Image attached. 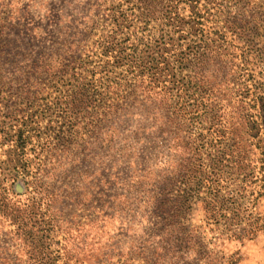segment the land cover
Here are the masks:
<instances>
[{
    "label": "rangeland",
    "instance_id": "obj_1",
    "mask_svg": "<svg viewBox=\"0 0 264 264\" xmlns=\"http://www.w3.org/2000/svg\"><path fill=\"white\" fill-rule=\"evenodd\" d=\"M182 2L178 13L188 20L196 7L202 25L179 41L197 49L183 70L175 65L176 82L192 86L184 100L194 120L184 129L190 168L174 179L158 166L175 158L179 139L170 149L157 135L124 141L142 121L156 122L144 103L125 100L118 122L106 109L132 89L103 54L112 16L136 1L0 0V28L11 26L0 53V195L21 207L41 203L50 230L44 264H206L199 256L264 264V0ZM144 26L136 21L130 34L142 38ZM112 124L119 135L108 145ZM120 146L135 159L116 157ZM184 225L191 240L171 232ZM15 229L0 214V264L30 263ZM184 239L201 254L184 260Z\"/></svg>",
    "mask_w": 264,
    "mask_h": 264
},
{
    "label": "trees",
    "instance_id": "obj_2",
    "mask_svg": "<svg viewBox=\"0 0 264 264\" xmlns=\"http://www.w3.org/2000/svg\"><path fill=\"white\" fill-rule=\"evenodd\" d=\"M137 8H131L130 13L121 11L119 16H112V21L115 25V30L109 41L104 47V56L112 59L110 66L115 69H122L123 76L129 77L132 83L129 85L131 89L127 96L122 97V104H110L106 106L109 111V115L115 121L121 120L122 108L125 105V100H128L131 106H138L140 103H144L146 114L149 118H153L157 125L156 128H148L143 121L137 125L134 132L127 137H124V141L133 140L139 141L144 135L148 134L155 138H164L165 142L168 143L167 148H171V142L175 139H179V142L183 144L182 147L178 148L174 155L177 160L171 157L164 161L163 164L158 166L160 170L167 173L170 170L174 179H179L184 175L189 164L184 165V151L188 153V156L192 153L189 149L192 147L191 137H184V129L187 123H193L194 118L192 113L187 112L186 102L184 100V94L190 93L189 89L191 84L188 85L184 83V80L176 82V63L179 64L182 69V61L184 57L189 55L190 52L195 51V47L189 46L184 51V46L179 43V41L184 40V31L188 34L197 35L201 26V11L198 8H193L195 11L194 16H190L188 20H185L181 14H179V6L183 4L184 0H135ZM130 3V0H126ZM188 3L198 4V0H188ZM136 10V11H135ZM139 12V14L137 13ZM113 14V13H112ZM198 14V15H197ZM150 20L157 23L156 27L150 28ZM136 21H144L145 26L142 29L144 34L142 38H135V33L130 34ZM8 23L4 21L2 25V30L0 28V53L6 51L7 46L3 42L5 32ZM188 27V28H186ZM236 27V26H235ZM172 30L167 32V29ZM186 28V30H184ZM125 32V37L118 38ZM174 35H178L177 39H174ZM186 51L188 53H186ZM53 53V52H51ZM50 53L42 52L41 57H46ZM204 55V54H203ZM201 53H195L197 63L200 61ZM1 62V61H0ZM5 63H0V72L2 66L5 67ZM178 69L177 71L179 72ZM183 70V69H182ZM182 74V72H181ZM3 80L0 77V82ZM95 85L93 82L89 84L79 86L78 90L86 91L87 89H93ZM88 90V91H89ZM192 96H194L192 94ZM140 97H143L140 100ZM127 105V104H126ZM187 120L184 118L188 117ZM187 122V123H186ZM186 124V125H185ZM118 125L112 124L108 129L103 143H108L111 145L116 137L119 135L117 131ZM149 136V138H151ZM185 145V146H184ZM23 146H21L22 148ZM116 157L122 160L129 161V159L134 160L136 155L130 149H125L120 146L118 154H114ZM140 155V153H138ZM193 155V154H192ZM188 160V159H187ZM170 166V168H169ZM133 174L137 175L141 172L139 168H132ZM151 174L154 172L151 170ZM149 173V174H150ZM171 174V172H170ZM168 173V176L170 175ZM145 179L146 176L140 179ZM167 181V186H172L174 179L165 178ZM171 201V200H170ZM168 203V201L166 202ZM165 209V206H163ZM42 209V205L39 202L34 201L32 206L21 207L16 203H12L9 199L6 201L3 195H0V214L6 221L9 222L16 229L14 231V236L19 240L22 245H24L28 251L29 264H44L43 260L46 258L42 250L47 249V236L50 230L44 231L42 229L47 220H45V212ZM50 229V228H49ZM185 225L184 228L179 229L178 226L171 229L174 236L186 235L190 239V232ZM193 238V236H192ZM184 239V260L192 259L188 253L190 251L200 255V247H198V242H194L192 246L189 242ZM191 240V239H190ZM187 244H186V243ZM224 260V258H222ZM192 261V260H189ZM187 261V262H189ZM199 261H204L208 263V258L204 256H199ZM160 264V263H155ZM226 264H237V260L234 257L228 258Z\"/></svg>",
    "mask_w": 264,
    "mask_h": 264
}]
</instances>
